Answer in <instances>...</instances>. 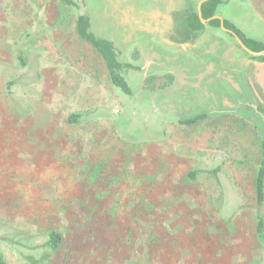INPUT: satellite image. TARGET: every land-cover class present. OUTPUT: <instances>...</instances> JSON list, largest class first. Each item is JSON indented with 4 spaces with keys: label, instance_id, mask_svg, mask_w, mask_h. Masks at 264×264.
Masks as SVG:
<instances>
[{
    "label": "rangeland",
    "instance_id": "rangeland-1",
    "mask_svg": "<svg viewBox=\"0 0 264 264\" xmlns=\"http://www.w3.org/2000/svg\"><path fill=\"white\" fill-rule=\"evenodd\" d=\"M77 1L79 10L61 0H0V220L40 231L30 245L61 233L43 264H264L258 70L229 74L209 56L188 78L167 72L153 27L165 0ZM79 13L136 68L121 72L130 96L77 37ZM217 16L247 38L264 35V0H222ZM229 56L232 64L240 55ZM71 114H82L78 124L67 123ZM198 114L209 117L179 124ZM0 251L7 264H28L24 257L40 259L46 248L0 241Z\"/></svg>",
    "mask_w": 264,
    "mask_h": 264
},
{
    "label": "trees",
    "instance_id": "trees-1",
    "mask_svg": "<svg viewBox=\"0 0 264 264\" xmlns=\"http://www.w3.org/2000/svg\"><path fill=\"white\" fill-rule=\"evenodd\" d=\"M64 4L72 6L76 9H80L77 0H61ZM222 4V0H208L201 5V15L203 19H209L216 15L217 7ZM209 26L220 28V20L214 19L208 22ZM189 26L193 30H201L203 24L200 22L198 15L196 13L191 14L189 18ZM223 26L227 30H231L237 37L242 41L244 46L252 52L260 53L264 51V44L258 42L254 39L247 38L244 33L236 28L232 23L227 20H223ZM74 29L77 37L89 44L102 58L104 64L108 70V75L111 84L121 91L124 95L130 96L132 94L131 87L122 75V71L125 69H136L130 64H123L119 62L118 56L119 51L109 40L100 39L95 37V35L90 31V21L89 18L82 13H79L74 22ZM19 62L23 63V57L18 55ZM258 59L262 60L263 57ZM259 111L264 114V109L259 107ZM82 114H71L67 117L66 121L70 125H76L79 123ZM209 114H198L192 117L184 118L179 121V124L192 126L197 122L207 119ZM219 170V167L213 169L211 173L215 175ZM197 171L190 172L191 180L196 178ZM256 197L257 204L260 205L264 199V140L261 144V157L258 164L257 175H256ZM40 232V231H39ZM39 232H33L25 228L12 227L5 221L0 220V241L10 243L14 246H22L24 242L29 243V249L37 250L40 248H46L40 259H35L32 256L24 257L28 264H43L44 261H49L51 259V253L56 252L62 244V235L59 231L52 229L44 232L45 243L42 245H30L31 241H34ZM256 236L264 247V221L262 217L257 215L256 222ZM0 264H7L1 251H0Z\"/></svg>",
    "mask_w": 264,
    "mask_h": 264
},
{
    "label": "crops",
    "instance_id": "crops-1",
    "mask_svg": "<svg viewBox=\"0 0 264 264\" xmlns=\"http://www.w3.org/2000/svg\"><path fill=\"white\" fill-rule=\"evenodd\" d=\"M196 1L197 0H172V4L170 3L169 6V3L165 0V12L161 14L156 13L157 16L153 17V21L155 22L153 27H155L160 34V37H162V44L165 45V65L169 67L168 69H171L167 72L183 73L184 77L188 78L190 77L189 72H200L201 67L208 63L205 61V58L211 56L215 62H224L227 66H231L232 68L229 70V74L230 72H237L250 78L251 69L256 68L258 70V75L257 77L254 76L256 80L253 78L254 80L252 81H256L258 87L264 88V81L261 79L262 77L264 79V55H250L242 47L240 52L235 51L233 47L235 38L229 34L232 37V45L230 46L229 42H224V39L217 38L215 35V31L217 30L208 26V23H202L204 26L201 30H193L189 26L191 14H197V8L196 11L194 10ZM196 7H198V5ZM218 7L216 9V15L218 13ZM145 19L146 20H142L144 23H138L139 27L148 25L149 22H151L150 20H152V18ZM219 30L224 32L221 28H219ZM262 32L263 31H260V33ZM258 36L259 35L253 30L249 38L264 43V35L263 37ZM98 38L104 39L101 37ZM109 41H111L113 45L115 44L112 40ZM229 52L231 55L232 53L240 55L236 60H232V64L228 63L229 59H232V57L229 56ZM216 55L219 57H216ZM221 56L223 57L222 59H220ZM259 57H263L262 62L255 60ZM206 69H208V65H206L205 70ZM230 76L233 80L237 78L235 74H231Z\"/></svg>",
    "mask_w": 264,
    "mask_h": 264
},
{
    "label": "water",
    "instance_id": "water-1",
    "mask_svg": "<svg viewBox=\"0 0 264 264\" xmlns=\"http://www.w3.org/2000/svg\"><path fill=\"white\" fill-rule=\"evenodd\" d=\"M206 1H208V0H201V1L199 2V4H198V7H197V15H198V18H199V20H200L201 23H208V22H210L211 20H214V19H218V20H220V28H221L222 30H224L225 32L231 34V35L235 38V40L239 43V45H240V46H241V47H242L247 53H249L250 55H253V56L264 55V51H262V52H260V53H255V52H252V51H250L249 49H247V48L244 46V44L242 43V41L237 37V35H235L231 30H227V29L224 28V26H223V21H222L217 15H215V16L209 18V19H206V20L203 19V18H202V15H201V5H202L204 2H206Z\"/></svg>",
    "mask_w": 264,
    "mask_h": 264
}]
</instances>
